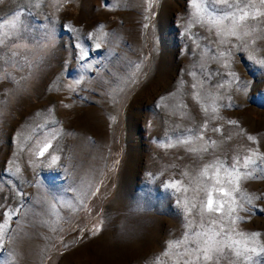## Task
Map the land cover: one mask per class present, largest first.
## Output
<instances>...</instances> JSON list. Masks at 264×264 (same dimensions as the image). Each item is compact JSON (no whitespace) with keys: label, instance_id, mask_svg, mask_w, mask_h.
Wrapping results in <instances>:
<instances>
[{"label":"rangeland","instance_id":"1","mask_svg":"<svg viewBox=\"0 0 264 264\" xmlns=\"http://www.w3.org/2000/svg\"><path fill=\"white\" fill-rule=\"evenodd\" d=\"M0 264H264V0H0Z\"/></svg>","mask_w":264,"mask_h":264},{"label":"snow or ice","instance_id":"2","mask_svg":"<svg viewBox=\"0 0 264 264\" xmlns=\"http://www.w3.org/2000/svg\"><path fill=\"white\" fill-rule=\"evenodd\" d=\"M247 18H248V13L247 12H243V14L240 16L239 20L243 21V20H245ZM219 23H220V21H217V24H219ZM238 27H239L238 22L234 21L233 22V26L227 30V34L230 35V36L239 38V33L237 31ZM215 110H216L215 108L212 109L213 112H215ZM249 139L251 140L252 137H249ZM46 150H47V146L41 151V154H43V151H46ZM245 167H247V161L245 162ZM173 187H175V185H173ZM213 203H214V201L212 199V194L209 192L208 201H207V205H206V211H208V212H212V211L219 212L221 210V208L223 207V204L222 203L218 204V206L214 209L213 208ZM248 203H251V199H248ZM232 211L235 212L236 209L233 208ZM201 235H202L201 233H196L195 236L193 237V242L196 245L198 250H201V251L204 252V259L205 260H211L212 259V256L210 255V252H223L224 251L223 247H215V246H213L215 244V242L210 237H208L207 233L203 234L206 237V239H204V241H203L204 247L201 249V247H200L201 246V241L198 239V237H200ZM241 235H243V234H241ZM251 236L253 238H255V237L259 236V233H253V234H251ZM237 243H239V242L238 241H234L233 242V244H237ZM233 244H227V245H225V247L231 249L233 247ZM179 246H180V244L177 243V244H173L171 247L176 248V247H179ZM246 250L250 251V252H253V253L257 251L255 248L246 249ZM237 255H239V252H237Z\"/></svg>","mask_w":264,"mask_h":264}]
</instances>
